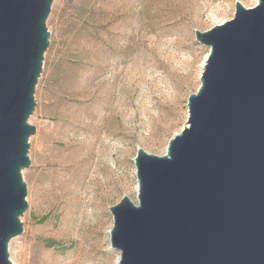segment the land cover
Listing matches in <instances>:
<instances>
[{"label":"rangeland","instance_id":"obj_1","mask_svg":"<svg viewBox=\"0 0 264 264\" xmlns=\"http://www.w3.org/2000/svg\"><path fill=\"white\" fill-rule=\"evenodd\" d=\"M235 1L53 0L28 122L23 231L13 264H115L109 206L136 201L138 148L163 155L188 115L209 50L194 31ZM258 2V0H257Z\"/></svg>","mask_w":264,"mask_h":264},{"label":"water","instance_id":"obj_2","mask_svg":"<svg viewBox=\"0 0 264 264\" xmlns=\"http://www.w3.org/2000/svg\"><path fill=\"white\" fill-rule=\"evenodd\" d=\"M53 0H0V264L23 231L28 122ZM196 40L209 47L165 153L138 148L136 201L109 206L117 264H264V0Z\"/></svg>","mask_w":264,"mask_h":264},{"label":"bare ground","instance_id":"obj_3","mask_svg":"<svg viewBox=\"0 0 264 264\" xmlns=\"http://www.w3.org/2000/svg\"><path fill=\"white\" fill-rule=\"evenodd\" d=\"M252 3L253 5H255L257 3V0H252ZM225 21V20H224ZM209 50L206 52V54L204 55V58H203V61H202V68H203V65H204V61H205V58L208 54ZM201 74V73H200ZM134 189H135V194H137V189H138V185H137V181L135 182V185H134ZM117 260H118V257L116 259V262L115 264H117Z\"/></svg>","mask_w":264,"mask_h":264}]
</instances>
